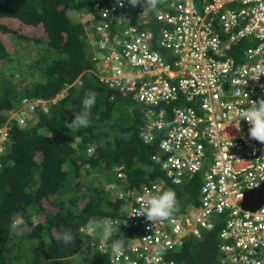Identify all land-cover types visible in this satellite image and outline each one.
I'll return each mask as SVG.
<instances>
[{
  "label": "built area",
  "instance_id": "obj_1",
  "mask_svg": "<svg viewBox=\"0 0 264 264\" xmlns=\"http://www.w3.org/2000/svg\"><path fill=\"white\" fill-rule=\"evenodd\" d=\"M123 3L94 0L96 14L90 19L96 20L92 32L101 53L96 75L141 107L139 137L145 144L158 140L152 161L165 178L125 192L118 181L126 174L116 169V181L106 186L125 202V214L105 218L116 231L107 247L100 238L92 241L94 250L108 254L110 264H148L154 249L164 246L162 259L152 264H180L172 254L185 236L200 237L201 229H212L219 222L213 218L224 214L219 264H264V203L255 210L242 205L245 193L264 183V144L249 139L246 121H239V130L235 126L240 109L264 98V0H162L153 19L151 12L142 14L141 5ZM240 38H249L250 44L235 59L230 52ZM54 101L22 99L16 124L27 126L36 108L46 112ZM7 139L5 125L0 127V153ZM197 174L198 203L186 205L193 224L178 210L155 226L135 216L149 193L172 184L184 190ZM86 227L88 238L93 237ZM118 229L126 231L124 252L114 256L110 245Z\"/></svg>",
  "mask_w": 264,
  "mask_h": 264
},
{
  "label": "trees",
  "instance_id": "obj_2",
  "mask_svg": "<svg viewBox=\"0 0 264 264\" xmlns=\"http://www.w3.org/2000/svg\"><path fill=\"white\" fill-rule=\"evenodd\" d=\"M70 12L95 16L94 0H0V127L6 125L9 133L0 157V264H110L108 254L84 246L90 237L84 231L89 222L124 213L125 202L104 184L116 181L114 169L118 167L126 174L125 180L118 181L125 192L165 178L159 163L152 161L159 152L158 140L145 144L139 137L141 107L131 97H122L99 83L96 76L83 73L96 68L86 51L88 23L72 20ZM8 21L27 29L41 27L39 49L43 51L38 55V40L35 46L29 35L10 29ZM94 23L92 20L90 26ZM7 32L16 39V50L26 48L36 56V67H30L31 73L22 68L19 78L15 73L21 67L9 58L2 40ZM248 44L249 38L236 40L230 55L238 59L236 53ZM82 73V84L75 83ZM62 89H66L65 95L49 104L47 112L35 109L32 125L19 127L16 119H8L22 99H53ZM89 92L97 94L90 126L71 131L64 122L70 123L74 113L83 111L82 100ZM90 148L93 151L88 154ZM200 185L197 174L184 190L170 186L178 209L184 210L193 197L198 203ZM24 216L27 229L14 233L13 227L19 225L16 218ZM223 216L217 215L219 222L210 230L202 229L199 238L186 237L172 254L176 262L219 264ZM61 226L72 230L75 247L59 240ZM117 233L114 240L125 242L126 231L118 229ZM15 240L19 253L13 257L9 245ZM22 256L25 261L20 260Z\"/></svg>",
  "mask_w": 264,
  "mask_h": 264
},
{
  "label": "clouds",
  "instance_id": "obj_3",
  "mask_svg": "<svg viewBox=\"0 0 264 264\" xmlns=\"http://www.w3.org/2000/svg\"><path fill=\"white\" fill-rule=\"evenodd\" d=\"M162 0H127V3L131 5L132 7H136L137 5H141L143 7V13L145 12H151L152 14V19L155 16V14L160 13V6H158ZM118 5L120 7L124 6L123 0H118ZM159 7V8H158ZM84 19H81V23H88L86 29L88 31V34L86 36V41H87V49L86 51H89L93 57L96 59L93 61L95 62V69L92 70H85L83 73H89L91 76H96L97 78V68H98V62L101 60V53L99 50V44L95 43L96 40V35L92 32L95 23L90 26V22L92 20H95L94 18L90 19V14H84ZM82 15V16H83ZM151 19V21H152ZM85 21V22H84ZM96 22V20H95ZM153 22V21H152ZM91 71V72H90ZM83 73L76 79L75 83L77 84H82V75ZM259 77L254 78L253 80H259ZM98 80V78H97ZM99 82V81H98ZM100 83V82H99ZM261 87H264V85H261ZM66 93V89L60 90L56 96L53 98L55 101L54 102H49L48 103V108L49 109V104H54L57 100L62 98ZM96 96L97 94L95 92H89L86 93L83 100H82V105H83V111L74 113V119L70 123L64 122L65 127L72 130H79L81 128H87L90 126V114H91V109L95 105L96 102ZM46 100H51V99H46ZM46 111V112H47ZM141 111V117L143 120V115ZM97 118H99L97 116ZM244 120L247 122L249 125L248 128V137L249 139H253L261 144H264V98H260L258 101H252L249 107L240 109L238 111V123L235 125L237 130L240 128V120ZM34 123V121H32ZM30 122V123H32ZM29 124V123H28ZM27 124V125H28ZM19 127H23L21 125H18ZM142 126V125H141ZM2 127V126H1ZM140 130V129H139ZM8 138H9V133H8ZM8 139L4 142L3 144V150L0 153V157L4 153V149L6 147ZM93 151V148H92ZM92 151L89 153L91 154ZM116 172V169H114ZM192 180V179H191ZM190 181V180H189ZM188 181V182H189ZM107 183L104 184V187L106 190L107 189ZM178 188L177 186H175ZM170 188V187H169ZM167 188L168 190H161L158 192V194H151L149 193L145 198H143L140 202V208L135 216H144L146 218L147 222H150V225H154L163 222L165 220L170 219L175 211H180L183 214L187 215V223L193 224L191 221L190 217L187 214V211H190L187 209L186 205L188 203H194L193 201H188L184 207V210L178 209V200L176 197V193L174 190H171ZM110 191V190H109ZM198 193V192H197ZM120 200V199H119ZM123 201V200H121ZM124 202V201H123ZM197 204V203H194ZM125 211V206L123 207V212ZM125 214V213H123ZM123 216V215H122ZM16 220L19 221V225L17 227H13L15 230L14 233H18L19 231L27 229V223H26V217L19 218L17 217ZM31 220L33 223H35L34 219L31 217ZM213 220H217L216 217L213 218ZM215 227V226H214ZM62 231L59 234V240L63 241L64 245H72L75 247L76 245V237L74 236L73 232L71 229H64L63 226H61ZM149 231H151V227L149 226L148 228ZM202 230V229H201ZM201 230H200V236H201ZM206 230V229H205ZM86 231L89 235H99L102 244H104L106 247L108 246V241L111 240L113 233L116 231V228L113 225V221L111 219H103L99 221H91L88 223L86 227ZM191 235L189 233L188 235L185 236L188 237ZM196 237V236H195ZM199 238V237H198ZM185 240V239H184ZM18 240H15L14 242H11L9 247H12L11 255L14 257L19 253L18 250V245L16 244ZM183 245V243H182ZM181 245V246H182ZM44 249H47V246L45 245ZM94 249V248H93ZM111 253L114 256H121L123 255L124 252V241L116 239L112 240L111 245H110ZM166 252V248L164 246L157 247L154 249L153 252V257L150 258L148 261V264H152V259L155 258H161ZM21 261H25V258L22 256L20 257Z\"/></svg>",
  "mask_w": 264,
  "mask_h": 264
},
{
  "label": "rangeland",
  "instance_id": "obj_4",
  "mask_svg": "<svg viewBox=\"0 0 264 264\" xmlns=\"http://www.w3.org/2000/svg\"><path fill=\"white\" fill-rule=\"evenodd\" d=\"M71 14H68L69 17L74 20V21H81V19H84V15L81 12H70ZM83 15V16H82ZM85 22V21H84ZM8 26L10 29L18 31V32H23L26 35H29V37L32 38V42H34V45L36 46V41L38 40L37 43V48H38V55L43 51L42 49H39L40 47V37L43 36V32H42V28L41 27H37V28H29L27 29L24 26H20L17 23L13 22V21H8L7 22ZM2 40L4 41V45L7 49V51L9 52V58H13L14 60V64L16 66H20L21 70L20 71H16L15 73V78H19L20 74H22L23 70L22 68H24L26 70V73H31L33 68H35L36 66L34 65V62L36 60V56H33L32 53H30L26 48H19L18 50H16L18 48L17 44H16V39H13L11 37V33H8L2 36ZM33 68H30V67ZM17 116V112L14 110L12 111V116L10 119H13ZM8 117V116H7ZM9 119V120H10ZM32 123H29L28 125H32ZM89 154V153H88ZM188 199V198H187ZM187 201H194V197L190 200ZM81 204L83 205L84 201H80ZM188 216L190 217L191 221H194V214L192 211H187ZM99 235L94 234L92 239H88L85 241L84 246L87 249H91V245L90 243L92 241L98 242L99 241Z\"/></svg>",
  "mask_w": 264,
  "mask_h": 264
},
{
  "label": "water",
  "instance_id": "obj_5",
  "mask_svg": "<svg viewBox=\"0 0 264 264\" xmlns=\"http://www.w3.org/2000/svg\"><path fill=\"white\" fill-rule=\"evenodd\" d=\"M264 203V183L257 189L245 193L242 205L249 210H255Z\"/></svg>",
  "mask_w": 264,
  "mask_h": 264
},
{
  "label": "flooded vegetation",
  "instance_id": "obj_6",
  "mask_svg": "<svg viewBox=\"0 0 264 264\" xmlns=\"http://www.w3.org/2000/svg\"><path fill=\"white\" fill-rule=\"evenodd\" d=\"M88 239H91V238H87V240H88ZM90 245H91V247H92L91 249H93L92 242L90 243Z\"/></svg>",
  "mask_w": 264,
  "mask_h": 264
}]
</instances>
